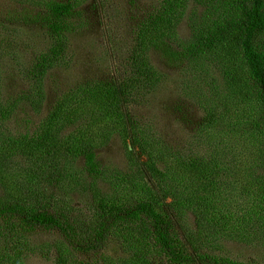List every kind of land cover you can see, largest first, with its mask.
Masks as SVG:
<instances>
[{"label":"trees","instance_id":"1","mask_svg":"<svg viewBox=\"0 0 264 264\" xmlns=\"http://www.w3.org/2000/svg\"><path fill=\"white\" fill-rule=\"evenodd\" d=\"M104 2L94 0L97 11ZM38 4L34 19L46 43L32 63L19 69L26 72L30 86L16 96H3L0 82V170L14 167L15 154L27 158L34 169V175H26L31 184L26 196L0 194V230L6 232L0 264H26L28 252L52 255L51 264H86L87 256L121 238L139 250L137 258L144 264H247L221 254L214 242L252 238L264 247V214L254 223L237 225L230 219L233 213L218 212L211 186L223 170L220 164L209 166L194 149L187 155L172 146L156 150L128 109L146 100L162 82L164 72L150 61L149 52L154 51L191 69L200 85L212 72L221 75L225 92L216 108L222 102L232 107L246 101L255 126L264 131V0H159L132 26L134 37L122 75H112V81H78L70 93L76 100L69 114L49 109L36 131L22 133L29 110L45 109V78L58 65H67L72 35L85 23L84 0ZM185 18L188 28L183 34L179 22ZM213 82L206 92L210 95L218 88ZM86 117L92 122L106 118L111 125L107 136L119 131L131 142L126 152L132 172H109L101 166L99 146L86 136ZM75 123L74 132L61 134ZM135 147L138 158L131 157ZM79 157L88 174L79 184L95 193L87 216L65 209V199L57 194L66 182L69 160ZM99 181L109 185L101 196ZM190 214L195 215V229L187 221ZM34 231L55 233L57 238L33 244L29 235ZM153 255L161 260L152 262Z\"/></svg>","mask_w":264,"mask_h":264},{"label":"rangeland","instance_id":"2","mask_svg":"<svg viewBox=\"0 0 264 264\" xmlns=\"http://www.w3.org/2000/svg\"><path fill=\"white\" fill-rule=\"evenodd\" d=\"M38 1L0 0V82L5 87L1 93L3 96H16L24 87L30 86L26 72L22 73L19 69L32 63L39 49L45 46L43 34L34 19L39 11ZM101 1H105L104 6L101 4L103 9L100 7L97 11L94 0H84L85 23L72 35L65 58L67 65H58L47 74L45 109L33 113L28 109L29 123L22 125V133L26 129L30 133L36 131L49 109L69 114L76 100L70 93L78 81H112V75H122L134 37L132 26L159 3V0ZM179 23V31L185 34L188 28L186 18ZM149 53L150 61L164 72V76L158 89L149 93L146 100L132 104L128 109L140 126L139 132L144 130L148 133V139L151 138L148 144L156 150L172 146L187 155L186 151L194 149L209 166H214L215 162L220 164L223 170L211 186L218 212L233 213L230 219L237 225H241L242 221L245 224L250 221L254 223L264 214V131L255 126L251 106L244 101L237 106L231 107V104L224 107L221 101L222 107L217 109L216 105L225 92L221 75L212 72L207 76L208 82L200 85L192 70L182 67L176 59L154 51ZM18 55L22 57H16ZM23 61L25 65L21 66ZM214 77L219 79L215 80ZM212 80L213 86L218 88L210 95V92H206ZM59 102L63 107H58ZM86 118V136L99 146L97 157L101 166L109 172H132L131 158L126 152L127 146H132L131 142L124 139L119 131H114L111 137L107 136L111 125L106 118L100 117L98 122H92L91 117ZM77 125H70L61 134L70 135ZM134 151L131 157L141 156L138 147ZM15 160L12 162L14 167L0 170V194L24 197L31 185L26 175H34L33 164L20 154H15ZM142 160L146 161V156ZM83 163L81 157L69 160L64 173L68 175L66 182L57 194L65 199V209L87 216L91 213L87 205L95 193L87 190L85 184H79L88 175L82 170ZM97 185V196L104 195L108 183L99 181ZM248 212L252 213L247 215ZM243 213L246 216H242ZM194 217V214H190L187 219L193 229L196 227ZM29 236L33 244H45L57 238L55 233L51 235L44 231H34ZM5 239L6 232L0 230V249L6 244ZM218 242L215 240L214 244L217 245L213 248L223 255L247 264H264L262 242L252 238ZM128 243L124 238L115 239L99 254L87 256L86 264H144L141 257L137 258L139 250ZM24 258L26 264H51L53 259L52 255L45 258L33 252H28ZM150 259L159 262L161 257L153 255Z\"/></svg>","mask_w":264,"mask_h":264}]
</instances>
